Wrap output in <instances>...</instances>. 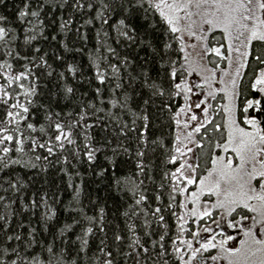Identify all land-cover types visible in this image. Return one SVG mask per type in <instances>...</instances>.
I'll return each instance as SVG.
<instances>
[{
  "label": "snow or ice",
  "instance_id": "snow-or-ice-1",
  "mask_svg": "<svg viewBox=\"0 0 264 264\" xmlns=\"http://www.w3.org/2000/svg\"><path fill=\"white\" fill-rule=\"evenodd\" d=\"M0 264H264V0H0Z\"/></svg>",
  "mask_w": 264,
  "mask_h": 264
}]
</instances>
